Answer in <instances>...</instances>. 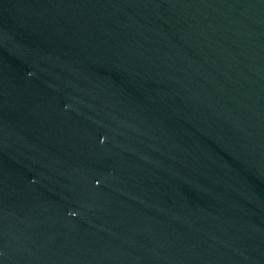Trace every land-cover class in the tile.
I'll return each mask as SVG.
<instances>
[{
  "label": "water",
  "instance_id": "obj_1",
  "mask_svg": "<svg viewBox=\"0 0 264 264\" xmlns=\"http://www.w3.org/2000/svg\"><path fill=\"white\" fill-rule=\"evenodd\" d=\"M10 264H264V0H0Z\"/></svg>",
  "mask_w": 264,
  "mask_h": 264
}]
</instances>
